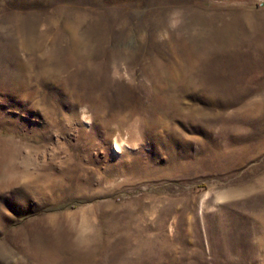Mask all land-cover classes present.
I'll use <instances>...</instances> for the list:
<instances>
[{"label":"rangeland","instance_id":"obj_1","mask_svg":"<svg viewBox=\"0 0 264 264\" xmlns=\"http://www.w3.org/2000/svg\"><path fill=\"white\" fill-rule=\"evenodd\" d=\"M0 264H264V0H0Z\"/></svg>","mask_w":264,"mask_h":264}]
</instances>
